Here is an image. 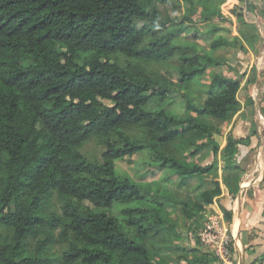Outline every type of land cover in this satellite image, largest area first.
Segmentation results:
<instances>
[{
    "label": "trees",
    "instance_id": "16d2710c",
    "mask_svg": "<svg viewBox=\"0 0 264 264\" xmlns=\"http://www.w3.org/2000/svg\"><path fill=\"white\" fill-rule=\"evenodd\" d=\"M237 1L238 36H217L201 53L179 34L192 23L188 16L202 18L207 37L215 33L213 20L224 18L211 0L197 6L183 0L188 12L174 19L156 7L166 0H0V264H158L150 247L175 238V209L201 227L200 215L222 186L237 196L241 174L233 160L241 140L228 133L220 149L214 138L222 133L213 122L228 124L236 115L246 73L209 72L224 64L215 52L244 51L242 43L252 48L261 39L243 16L251 6ZM173 60L175 83L153 70ZM206 73L210 89L197 106L186 100L190 115L147 110L151 100L160 105ZM253 82L246 79L243 87ZM91 138L103 149L101 162L79 151ZM190 147V156L210 148L230 173L196 186L185 200L115 171L116 160L131 163L145 154L146 173L157 169L186 190L217 168L216 160L187 166L181 151ZM221 212L231 235L232 211ZM230 246L234 252L233 241ZM263 260L264 254L250 264ZM212 261L220 264L208 251L189 264Z\"/></svg>",
    "mask_w": 264,
    "mask_h": 264
},
{
    "label": "rangeland",
    "instance_id": "374dc122",
    "mask_svg": "<svg viewBox=\"0 0 264 264\" xmlns=\"http://www.w3.org/2000/svg\"><path fill=\"white\" fill-rule=\"evenodd\" d=\"M198 2L199 0H195L196 6ZM211 2L216 9L219 7L224 18V20H213V25L217 26L215 33L207 37L204 34V31L207 32V26L202 22V18L199 16H188L192 23H184L179 34L183 43L190 45L195 43L201 53L209 51V42L217 36H223L228 39L238 36L237 22L233 15V11L235 10L233 9L235 6L242 7V5L237 0H211ZM247 4L251 8L247 11L246 7H243L244 11L242 10V12L245 22L257 26L260 33V41L255 43L252 48L242 43L244 51L230 48L215 52L214 55L222 60L224 64L220 67L209 69L210 73L222 72L228 77L246 73V78L242 81V88L238 93L240 109L232 120L228 124L207 120L208 123L213 122L221 130L222 135L215 136L214 138V141L220 145V149L226 145L228 133L234 138L241 140V144L238 145V150L233 160L234 164L239 167L237 173L241 174L236 194L239 196V203L236 197L231 198L229 196L227 198L215 199L214 203L206 207L200 215V221L203 226L207 223L208 218L212 217V214L218 211V209L221 211L222 208L231 210L233 214V228L239 224V230L241 229L240 234L249 233V240L256 239V243L260 242L261 244L264 242V239L257 233H259L261 228L264 229V181L259 182L261 179H264V1L247 0ZM173 6H178L176 11L173 10ZM156 7L162 17H169L171 19L182 18L188 12L186 9L188 8V4H185L183 0H166L164 4L156 3ZM197 9L201 11L200 8ZM194 36L197 39H193ZM207 39L209 40L207 41ZM177 64L178 61L173 60L167 64L153 66V70L166 75L175 83L177 82V73L174 67ZM209 75V73H206L202 79H198V83L190 84L187 90L175 91L169 99L160 105L156 101L151 100L146 106L147 110L150 111L155 107L157 109L161 107L171 115L185 118L187 115H190L186 111V100L194 106L205 100V92L210 89ZM246 79L253 80L254 82L249 86L243 87ZM186 91L189 92V95L187 98H184L182 93ZM249 98L253 100L252 103L249 102ZM105 104L110 105L109 102H105ZM247 142H250V144H247ZM194 150L193 147H190L187 150L181 151V155L186 156L187 166H204L216 160L217 168L215 172L200 180V183L194 180L186 190H177L173 183H167L164 180L165 173L157 169H152L146 173L143 170V165L147 158L145 154L133 156L130 160L131 163L127 160H116L115 171L119 176H126L135 182H141L150 186L152 191L166 190L171 199L185 200L186 197L189 198L191 191L196 186L203 185L202 187H208L213 181L221 182V177L224 173H230L229 168L226 167L219 155L216 158L213 157L210 148L204 150L197 148L195 154L190 156ZM79 151L87 159L101 162L100 156L103 149L98 146L96 138H91L87 141ZM257 179L259 180L257 181ZM222 190L226 192L224 186H222ZM167 210H171V205H167ZM172 220L175 223V227L173 228L175 238L171 237L167 242L165 240L160 242L154 240L150 247L155 257H157L156 261L158 264H189L190 259L204 256L208 250L201 248L197 238L202 226L195 227L190 222L183 221L180 208L175 209ZM250 221H254L252 226L249 224ZM194 229H196L195 232L193 231ZM195 233L197 234L195 235ZM164 239H167V237ZM262 250H264V247ZM247 252L244 249L246 255H244V263L249 255ZM206 259L212 260L213 257L209 255ZM212 262V264H217V262Z\"/></svg>",
    "mask_w": 264,
    "mask_h": 264
},
{
    "label": "built area",
    "instance_id": "2783aa9c",
    "mask_svg": "<svg viewBox=\"0 0 264 264\" xmlns=\"http://www.w3.org/2000/svg\"><path fill=\"white\" fill-rule=\"evenodd\" d=\"M212 215L198 234L200 242L204 248L214 254L220 264H241V260L236 259L237 251L241 250L236 248L234 252L231 251L230 244L231 241L234 242V237L228 234L223 213L218 209Z\"/></svg>",
    "mask_w": 264,
    "mask_h": 264
},
{
    "label": "crops",
    "instance_id": "0c3cea01",
    "mask_svg": "<svg viewBox=\"0 0 264 264\" xmlns=\"http://www.w3.org/2000/svg\"><path fill=\"white\" fill-rule=\"evenodd\" d=\"M252 99V98H251ZM253 101V100H252ZM259 179H257V181H258ZM263 182L264 181V179L262 180H260L259 182ZM227 197H229V194H228V192H227V190H226V192L224 191V190H222V194H221V196L219 197V198H227ZM236 198H238V203H239V196H236ZM226 201H227V199H226ZM240 214H243V213H240ZM253 223H254V221H250L249 222V224L252 226L253 225ZM234 224V223H233ZM233 224L231 225V234L233 235V237H234V244H235V249L236 248H239L241 251H237V255H236V253H235V255H236V259H239V260H241V264H250V262H252V261H254V260H256V259H259V257L260 256H262L263 254H264V250H262L263 249V247H264V242L263 243H261L260 244V242H257L256 243V239H253V240H249L248 239V237H249V233H246V234H240V230H239V224H238V226H237V232H236V234H234V232H233ZM257 234H259V236L261 237V238H263L264 239V229L263 228H261L260 230H259V233H257ZM237 235V236H236ZM244 244V245H243ZM256 245H259V246H256ZM237 246V247H236ZM244 246H246V247H244ZM255 246V248H253ZM244 249L246 250V251H248L247 253H249V255L247 256V258H246V262L244 263V259H245V253H244ZM238 252H239V254H238ZM253 252V253H252ZM251 253V254H250ZM245 255V256H244ZM240 257H241V259H240ZM261 264H264V260L261 262Z\"/></svg>",
    "mask_w": 264,
    "mask_h": 264
},
{
    "label": "bare ground",
    "instance_id": "6f19581e",
    "mask_svg": "<svg viewBox=\"0 0 264 264\" xmlns=\"http://www.w3.org/2000/svg\"><path fill=\"white\" fill-rule=\"evenodd\" d=\"M233 232H234V234H236V232H237V226L236 225L234 226Z\"/></svg>",
    "mask_w": 264,
    "mask_h": 264
}]
</instances>
